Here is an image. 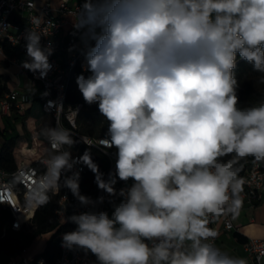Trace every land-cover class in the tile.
Listing matches in <instances>:
<instances>
[{"label":"clouds","instance_id":"clouds-1","mask_svg":"<svg viewBox=\"0 0 264 264\" xmlns=\"http://www.w3.org/2000/svg\"><path fill=\"white\" fill-rule=\"evenodd\" d=\"M72 25L84 57L76 84L107 121L114 168L73 157L69 131L40 130L51 148L43 191L67 189L83 209H65L74 228L61 247L91 264H248L208 225L242 206L237 161L264 162V98L241 107L235 73L243 60L264 83V0H81ZM43 37H23L22 67L40 79L53 67ZM79 165L101 195L81 193Z\"/></svg>","mask_w":264,"mask_h":264},{"label":"built area","instance_id":"built-area-1","mask_svg":"<svg viewBox=\"0 0 264 264\" xmlns=\"http://www.w3.org/2000/svg\"><path fill=\"white\" fill-rule=\"evenodd\" d=\"M80 3L81 0H60L57 6H53L49 0H46L36 6L33 0H0V41H6L11 47L18 49L17 55L8 57L0 46V63L14 66L18 77H28L31 83L39 85L38 96L41 99V108L51 115L53 127L69 131L86 145L105 154L110 150L101 143L104 138L103 133L85 134L78 131V118L83 108L82 104L65 105L71 69L78 66L83 72V45L78 36L73 35L72 25L75 23ZM34 17H40L38 27L33 24ZM28 28L42 32L44 35L42 44L47 45L49 41L52 44L53 54L49 60L53 67L44 79L38 78V74H33L22 67V62L28 59L23 39ZM77 41L79 46L69 51ZM84 74L88 73L84 72ZM30 100L31 96L18 86L9 89L0 96V118L11 117L14 112L23 113ZM50 153V144L46 138L36 144L26 142L17 144L13 148L15 170L7 172L0 168V213L4 214L0 218V239L4 238L8 231L26 232L33 229L35 215L41 203L55 200L53 214L56 223L60 225L66 224L65 209L67 215L83 210L79 208L67 189L62 188L58 192L49 191L47 193L43 191V181L47 173L45 161ZM71 154L73 157H78L75 152L71 151ZM105 155L109 160L108 173L114 168V159L111 155ZM228 159L231 158L224 161ZM235 167L241 169L239 176L245 181L241 193L243 203L238 212L244 208H254L264 202V162L256 163L251 158L246 163L235 165ZM78 170L80 171L81 193L92 197L101 195L100 191L96 195L90 193L82 185L81 174L84 171V165H79ZM121 186V184L117 185L118 188ZM45 194L48 197L47 200L44 199ZM65 194L68 196L67 201L64 198ZM235 215L210 217L208 226L216 230L219 235L224 232L234 233L237 231L234 223ZM73 228L74 225L67 231ZM67 231L61 230L57 235L59 254L54 261L49 262L40 253L26 257L23 255L25 251L23 250V254L9 258L2 264H40L41 261L43 264H91L95 260L91 254L85 256L83 253L70 252L61 247L62 234ZM242 247L248 264H264V237H245Z\"/></svg>","mask_w":264,"mask_h":264},{"label":"trees","instance_id":"trees-1","mask_svg":"<svg viewBox=\"0 0 264 264\" xmlns=\"http://www.w3.org/2000/svg\"><path fill=\"white\" fill-rule=\"evenodd\" d=\"M0 46L8 57H12L18 54V49L16 47H11L10 44L6 41H0ZM81 73L82 70L78 66L71 69L66 89L65 105L81 103L83 107L82 111L90 112L93 115L91 119H93L96 124H99L100 122L104 123L100 129L96 130L94 128H91L93 125H90L88 123V134H105L107 130V121L100 116L97 105H88L87 103H85L81 93L78 90L76 78ZM235 73L240 83L238 95L241 107L247 106L250 103H256L260 99L264 98V83L260 82V78L262 75L261 73L254 71L252 69V66L243 60L238 61ZM7 80L8 76L0 75V96L9 90L6 83ZM36 100L38 101L40 106L39 113L46 115L49 118L47 124L41 123L42 127H53L52 117L50 114H47L42 110L41 99L39 98V96L36 98ZM82 111L80 112V114L82 113ZM31 112L32 106L28 107L23 115L17 114L15 117H13L12 121L14 122L21 120V131H18L16 125L11 124V121L8 118L4 119L3 125L0 127V168L5 169L7 172H12L16 168V162L13 156V148L15 146V141L20 133H26V129L24 126L25 119L31 114ZM39 122L41 121L39 120ZM79 129L80 126L78 123V131ZM72 136L74 140L77 141V143L70 150L77 153L78 156H81L86 151L90 153L94 162L99 165L100 171L105 173L106 175L109 167L108 157L98 149L86 145L78 138H76L73 134ZM233 155L234 154H230L229 156L223 157L222 159L225 160L227 158H232ZM251 158L252 157L239 159L236 165L246 163ZM81 177L82 185L84 186V188L90 193L96 195L99 189L95 183V176L87 166H84V171L82 172ZM55 204V200H51L39 205L35 215V227L33 229H30L26 232L8 231L4 238L0 239V256L2 258L9 259L19 254H23V250H26L36 237L45 233H50V236L45 241V245L42 250L33 254L24 252L23 255H25L26 257H30L32 255L40 253L49 262L54 261L59 254V240L57 238L58 233L61 230L67 231L72 226L71 223H66L63 225L56 223L53 214ZM3 216L4 214L0 213V218ZM233 235L239 242H243L245 240V237L240 235L236 231L233 233Z\"/></svg>","mask_w":264,"mask_h":264},{"label":"crops","instance_id":"crops-1","mask_svg":"<svg viewBox=\"0 0 264 264\" xmlns=\"http://www.w3.org/2000/svg\"><path fill=\"white\" fill-rule=\"evenodd\" d=\"M33 1H34L36 6H39L46 0H33ZM49 2L51 3V5L57 6L58 3L60 2V0H49ZM75 46L76 47L79 46V42L78 41L75 43ZM10 69L14 70L13 71L14 72L13 75L10 73ZM0 75L8 76V80L6 81L8 89H11L13 87L18 86L19 88H21V90L23 92L27 93L24 90L25 87L32 86V87H34V90H35V94H36L35 97L36 98L38 97L39 85L37 83H31L29 81L28 77H25V76L24 77L23 76L18 77L17 74H16V68L14 66L1 62L0 63ZM31 98H32V96H31ZM30 106L31 105L28 104L27 108L30 107ZM23 113L14 112L11 117H2V118H0V127L3 125L4 119L8 118L9 120H12L13 117H15L17 114L18 115H23ZM30 115L25 119V125L24 126H25V129H26V133L25 134L21 133V137L18 136L19 138L16 139L15 146L17 144H22V143H25V142L28 143V144H36L38 142H42V140L39 139V136H38V133H37V129L38 128L41 129L43 127H42V125H41V127H40V125L39 126L35 125V122L37 123V120H35L32 117H30ZM15 125H16L17 128H18V125H19L20 131H21V124L18 121H15ZM262 206H264V202L258 204L254 208H244L243 210L239 211L235 215V218H234V223H235L236 229H237L236 232H238L240 235H242L244 237H249V236H251V237H264V231L259 230V231H261V233H257L258 224L256 223L255 216L253 215V213L256 210V208H261ZM230 234L237 241L236 237L233 235V232L229 233V235ZM222 236L223 235L221 233L218 236V239L216 241V245L219 246V247L224 245V241H226V239L228 240V237H226V236L222 237ZM240 244L242 246V242H240ZM6 260L7 259L2 258L0 256V263L1 264L4 263Z\"/></svg>","mask_w":264,"mask_h":264},{"label":"rangeland","instance_id":"rangeland-1","mask_svg":"<svg viewBox=\"0 0 264 264\" xmlns=\"http://www.w3.org/2000/svg\"><path fill=\"white\" fill-rule=\"evenodd\" d=\"M14 70L13 69H10V73L13 75V72ZM30 96H32L29 104L32 106V113L30 115V117H32L33 119L37 120V123L35 122V125H40L41 127V124L40 123H44V124H47L48 123V116L46 115H43L41 113H39V109H40V106H39V103L38 101L36 100V97H35V90H34V87L32 86H28V87H25L24 89ZM92 114L90 112H86V111H82V113L80 114V117H79V126H80V129L79 131L81 133H85V134H88V131H87V124L89 123L90 125H93L91 128H94L95 130L96 129H100L102 127V125L104 124L103 122H100L99 124H96V122H94L92 118ZM39 120L41 122H39ZM11 121V124H15L14 121L10 120ZM19 123L21 122L18 121ZM18 128H19V125H18ZM17 130L20 131V128ZM42 129V128H41ZM40 128L37 129V133H38V136H39V139L44 141L45 138L40 135ZM19 137H21V133L19 135ZM17 137V138H19ZM253 215L255 216V219H256V223L258 224V230H257V233H261V231L259 230H262L264 231V206H262L261 208H256V210L254 211ZM248 218V217H247ZM222 237L226 236L228 237V240L226 239V241H224V245L221 246L222 249L226 250L227 252H229L231 255H234V256H237V257H242V258H245V253L244 251L242 250L243 247L241 246L240 242L236 241L232 236L231 234L229 235V233H222ZM50 236V233H45V234H42L38 237H36L31 245L24 251V252H29V254H33V253H36L40 250L43 249L44 245H45V241L48 239V237Z\"/></svg>","mask_w":264,"mask_h":264}]
</instances>
